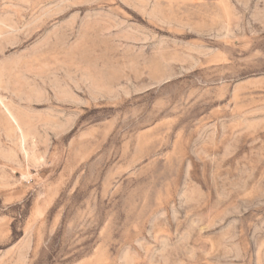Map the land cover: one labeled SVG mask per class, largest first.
<instances>
[{
  "label": "rangeland",
  "instance_id": "rangeland-1",
  "mask_svg": "<svg viewBox=\"0 0 264 264\" xmlns=\"http://www.w3.org/2000/svg\"><path fill=\"white\" fill-rule=\"evenodd\" d=\"M0 264H264V0H0Z\"/></svg>",
  "mask_w": 264,
  "mask_h": 264
}]
</instances>
